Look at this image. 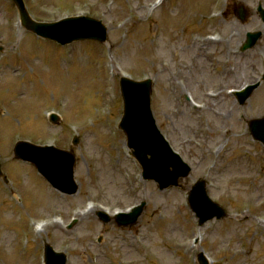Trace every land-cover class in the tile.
Returning a JSON list of instances; mask_svg holds the SVG:
<instances>
[{
	"label": "rangeland",
	"instance_id": "374dc122",
	"mask_svg": "<svg viewBox=\"0 0 264 264\" xmlns=\"http://www.w3.org/2000/svg\"><path fill=\"white\" fill-rule=\"evenodd\" d=\"M155 1L24 0L38 21L85 14L107 27L105 42L59 45L32 34L15 5L0 0V157L9 181L0 178V264H44L46 242L66 254L65 264H198L199 251L209 264H264V147L248 131L264 116V81L243 104L228 91L264 72V25L254 11L264 0ZM239 2L252 11L244 22L234 15ZM256 29L261 38L240 51ZM122 74L153 80L157 127L192 167L184 190L143 180L128 154L118 128ZM17 139L74 154L76 193H60L15 159ZM201 177L228 216L199 227L186 192ZM142 200L138 221L125 227L84 212ZM47 212L61 223L34 234V216Z\"/></svg>",
	"mask_w": 264,
	"mask_h": 264
},
{
	"label": "water",
	"instance_id": "95a60500",
	"mask_svg": "<svg viewBox=\"0 0 264 264\" xmlns=\"http://www.w3.org/2000/svg\"><path fill=\"white\" fill-rule=\"evenodd\" d=\"M13 1L20 11L23 24L42 37L62 44L85 38L101 42L106 40V27L100 20L79 16L65 18L55 23H36L28 16L22 0ZM257 10L264 21V9L259 5ZM237 11L242 20L249 13L243 4L238 5ZM260 35V31L248 33L242 48L252 47ZM254 87L255 85H251L245 91L236 93L240 103L248 97ZM120 89L123 115L119 127L126 135L127 146L132 149V155L142 167L143 178L154 180L159 189L171 185L181 186L178 180L189 174L190 167L170 148L155 124L150 108L151 81L122 78ZM249 129L253 138L264 145V117L252 120ZM14 153L16 157L33 162L54 187L67 193L76 190V184L72 178L74 156L68 151L53 146L42 147L18 142ZM205 185V180H198L191 186L187 196L188 204L198 218L199 225L213 217L221 218L226 215L225 210L209 198ZM143 206L144 202L131 213L117 216V224L135 223ZM98 216L104 221L109 220L108 216L102 212L98 213ZM46 254L47 264H65V256L62 253L56 254L47 247ZM199 261L201 264H208L202 254L199 255Z\"/></svg>",
	"mask_w": 264,
	"mask_h": 264
},
{
	"label": "bare ground",
	"instance_id": "6f19581e",
	"mask_svg": "<svg viewBox=\"0 0 264 264\" xmlns=\"http://www.w3.org/2000/svg\"><path fill=\"white\" fill-rule=\"evenodd\" d=\"M158 2L160 1V0H157ZM205 42H209V41H212V39L211 38H209V39H206V40H204ZM50 206H48V208H49ZM52 208V207H51ZM52 212V211H51ZM49 215H52L53 216V213H51L50 214V212L48 213H46V214H43L42 215V217H44V218H46V221L42 224V226H44V227H48V226H52L53 224H55V222H56V220L55 219H53V221H49V218L47 217V216H49ZM39 217V216H38ZM34 223V222H33ZM39 223V222H38ZM40 225V224H39ZM38 225V226H39ZM17 232V231H16ZM34 234H35V232H34ZM17 235H18V232H17Z\"/></svg>",
	"mask_w": 264,
	"mask_h": 264
}]
</instances>
